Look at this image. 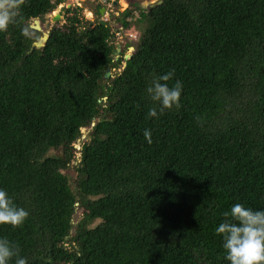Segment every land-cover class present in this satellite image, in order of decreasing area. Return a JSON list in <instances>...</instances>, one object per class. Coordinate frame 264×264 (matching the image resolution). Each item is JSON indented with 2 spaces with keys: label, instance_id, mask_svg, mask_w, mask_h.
Returning <instances> with one entry per match:
<instances>
[{
  "label": "trees",
  "instance_id": "trees-1",
  "mask_svg": "<svg viewBox=\"0 0 264 264\" xmlns=\"http://www.w3.org/2000/svg\"><path fill=\"white\" fill-rule=\"evenodd\" d=\"M62 3L26 0L30 38L0 32V188L29 213L0 238L28 264H230L223 213L264 211V0H164L108 79V20L75 12L35 46L31 22ZM169 72L181 106L148 118L146 88Z\"/></svg>",
  "mask_w": 264,
  "mask_h": 264
},
{
  "label": "clouds",
  "instance_id": "clouds-1",
  "mask_svg": "<svg viewBox=\"0 0 264 264\" xmlns=\"http://www.w3.org/2000/svg\"><path fill=\"white\" fill-rule=\"evenodd\" d=\"M26 0H0V32L10 26L20 24L21 35L30 38V27L24 22L22 9ZM173 73L169 72L152 79L146 88L152 107L148 109V118H157L166 110L181 106L182 82L177 80L171 86L168 81ZM143 135L151 143V132L145 129ZM28 211L15 205L9 193L0 188V226L18 228L28 218ZM223 221L214 228V233L222 238L225 259L230 264H264V211L253 210L241 203L231 206L230 211L223 213ZM28 264L19 255V250L7 238H0V264Z\"/></svg>",
  "mask_w": 264,
  "mask_h": 264
},
{
  "label": "rangeland",
  "instance_id": "rangeland-1",
  "mask_svg": "<svg viewBox=\"0 0 264 264\" xmlns=\"http://www.w3.org/2000/svg\"><path fill=\"white\" fill-rule=\"evenodd\" d=\"M159 1L160 0H63V3L55 7L54 11L48 15V18H45V20H34L31 22L30 26L32 28H40V40L43 36L48 37L51 28L56 26V23H52L53 14L62 15L61 20L57 22L59 27L64 25L66 23V18L73 15L75 12L79 14V18L83 23H85V21H91V23H94L97 22V20L105 22L108 17L109 20L107 23H110L112 26L111 31L113 33L111 43H121L122 47L126 45L123 47L122 51L124 54L123 61H119V65L114 66L121 57L118 55L114 58V65L110 68V77H112L113 75L119 74L124 69L125 57L130 58L134 53V47L138 43L137 41L144 30V26L137 27L139 26L138 20L142 17L139 16V8L142 6L141 8L143 10L148 9V6H153V3ZM97 5H101L102 7L100 9L101 15L99 16L95 14ZM126 10L132 11L133 19L132 17H129V19L134 23V25H132L133 27L127 30L122 27V24H117L113 19L114 15L117 16L118 14H122ZM92 26H94V24H92ZM103 83L105 84V82ZM88 132L89 131H84V136H87ZM81 217L82 215H80L78 219H81Z\"/></svg>",
  "mask_w": 264,
  "mask_h": 264
},
{
  "label": "water",
  "instance_id": "water-1",
  "mask_svg": "<svg viewBox=\"0 0 264 264\" xmlns=\"http://www.w3.org/2000/svg\"><path fill=\"white\" fill-rule=\"evenodd\" d=\"M162 3H163V0H160V1L157 2V3H153V7H156V6H158V5L162 4ZM61 18H62V15H61V14H53V16H52V23H57L58 21L61 20ZM35 21H38V20H35ZM48 26H49V25H48ZM33 29L40 31V28H39V27H33ZM48 38H49V36H48V37H46V36L41 37V39H40L37 43H35V46H36L37 48H41V47H43V46L45 45V43L47 42ZM130 57H131V56H130ZM129 59H130V58L125 57V60H124V61H125V65H124V68H125V66H126V61L129 60ZM110 74H111V70H110V68H108V69L106 70V73H105V75H104V78H105V79H108V78L110 77ZM82 143H83V142H82V139H79V140H78V143L76 144V148H77V149H80Z\"/></svg>",
  "mask_w": 264,
  "mask_h": 264
},
{
  "label": "flooded vegetation",
  "instance_id": "flooded-vegetation-1",
  "mask_svg": "<svg viewBox=\"0 0 264 264\" xmlns=\"http://www.w3.org/2000/svg\"><path fill=\"white\" fill-rule=\"evenodd\" d=\"M164 1V0H163ZM142 7V6H141ZM139 8V16L141 17L142 15V13L143 12H146V13H148V12H150L154 7L151 5V6H148L147 8L148 9H145V10H143L142 8ZM123 27V26H122ZM113 45H114V50H113V58H115V57H117L118 55L121 57L119 60H121V61H123V53H122V51H123V47L124 46H126V45H124L123 47H122V45H121V43H116V42H114V43H112ZM118 60V61H119Z\"/></svg>",
  "mask_w": 264,
  "mask_h": 264
},
{
  "label": "built area",
  "instance_id": "built-area-1",
  "mask_svg": "<svg viewBox=\"0 0 264 264\" xmlns=\"http://www.w3.org/2000/svg\"><path fill=\"white\" fill-rule=\"evenodd\" d=\"M106 20H109V18L107 17ZM118 36H119V34H118Z\"/></svg>",
  "mask_w": 264,
  "mask_h": 264
}]
</instances>
